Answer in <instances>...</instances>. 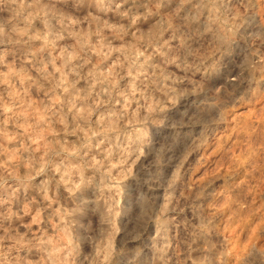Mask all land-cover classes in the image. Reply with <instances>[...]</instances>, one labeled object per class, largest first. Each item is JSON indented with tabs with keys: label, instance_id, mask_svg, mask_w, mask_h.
<instances>
[{
	"label": "rangeland",
	"instance_id": "374dc122",
	"mask_svg": "<svg viewBox=\"0 0 264 264\" xmlns=\"http://www.w3.org/2000/svg\"><path fill=\"white\" fill-rule=\"evenodd\" d=\"M0 264H264V0H0Z\"/></svg>",
	"mask_w": 264,
	"mask_h": 264
},
{
	"label": "bare ground",
	"instance_id": "6f19581e",
	"mask_svg": "<svg viewBox=\"0 0 264 264\" xmlns=\"http://www.w3.org/2000/svg\"><path fill=\"white\" fill-rule=\"evenodd\" d=\"M18 6V5H17ZM20 6V5H19ZM8 77L9 78H13V77H16V75L14 74V73H9L8 74ZM20 82V81H19ZM21 83H22V81H21ZM4 111V110H3ZM156 239V238H155ZM155 243V242H154Z\"/></svg>",
	"mask_w": 264,
	"mask_h": 264
}]
</instances>
